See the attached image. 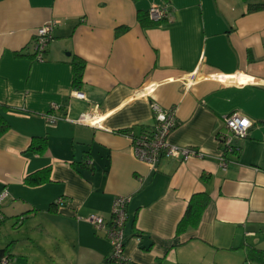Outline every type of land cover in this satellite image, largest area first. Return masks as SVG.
<instances>
[{
  "label": "crops",
  "instance_id": "crops-1",
  "mask_svg": "<svg viewBox=\"0 0 264 264\" xmlns=\"http://www.w3.org/2000/svg\"><path fill=\"white\" fill-rule=\"evenodd\" d=\"M152 6L171 21L148 19ZM49 21L59 25L39 62L34 34ZM154 106L176 110L169 143L202 158L153 170L134 157L128 134L152 130ZM233 113L253 126L228 154L217 137ZM0 119V250L14 264H105L109 241L86 218L109 222L119 197L131 199L128 264H262L264 0H0ZM195 195L209 204L176 236Z\"/></svg>",
  "mask_w": 264,
  "mask_h": 264
},
{
  "label": "built area",
  "instance_id": "built-area-1",
  "mask_svg": "<svg viewBox=\"0 0 264 264\" xmlns=\"http://www.w3.org/2000/svg\"><path fill=\"white\" fill-rule=\"evenodd\" d=\"M172 10L169 6L156 7L152 6L148 11V19L154 23H161L163 21H171ZM59 25L57 21L45 22L38 28L34 34V51L35 58L39 62H43L44 55L47 51V46L53 40V32ZM221 80L225 79L219 76ZM73 97L84 99L85 95L80 92H73ZM58 106H53L54 110ZM155 125L149 132L140 135H134L132 132L128 134L129 141H131L132 153L134 157L146 165H149L153 170L157 169V165L161 158L178 159L183 162L189 161L193 158H202V154L190 148L175 146L169 143V138L172 132L177 128L178 121L176 117V110L171 108L169 110H162L158 106H154ZM58 118L54 115H48L47 120L49 124L54 125ZM81 124H92L90 114H83L77 121ZM223 122L226 127L225 133L218 135V141L223 145V150L228 154H235L239 150L236 146L237 141L244 140L248 137L249 130L253 126L251 121L241 116L238 113L225 116ZM227 160L224 153L221 156L222 166L226 168ZM7 192L0 194V206L8 198ZM130 197H119L113 202L112 214L109 222L104 218L96 215H90L86 218V222L92 225L97 231H102L105 239L109 241L111 246L110 260L112 264H128V258L125 255V241H124V225L127 220V208ZM64 199H58L56 206H63ZM262 264H264V252L261 255ZM15 258L10 255H2L0 264H14ZM247 264H251L250 262Z\"/></svg>",
  "mask_w": 264,
  "mask_h": 264
},
{
  "label": "trees",
  "instance_id": "trees-1",
  "mask_svg": "<svg viewBox=\"0 0 264 264\" xmlns=\"http://www.w3.org/2000/svg\"><path fill=\"white\" fill-rule=\"evenodd\" d=\"M261 7V6H260ZM252 9L255 8V10L258 9L257 6H251ZM148 16V14H147ZM141 19V18H140ZM141 22L144 23V19L142 17ZM78 68V69H77ZM75 67L74 71H76L75 74V85L78 86L82 79V68ZM8 130V126L5 122H3L2 119H0V136ZM45 141H36L35 144H32L31 150L37 153H42L46 147ZM49 177V171L40 172L39 174H36L30 178H28L25 182L28 183V185L31 186H38L46 182ZM191 202L189 203L187 207V211H185V215L178 223L177 228V235H182L190 228H196L199 225V222L201 220L202 214L204 210L206 209L207 205L209 204V199L207 195H195L193 198H191ZM1 208H0V216H1ZM10 253L8 250H0V258L2 255H9ZM113 262L110 260V258L107 259L105 264H112Z\"/></svg>",
  "mask_w": 264,
  "mask_h": 264
}]
</instances>
